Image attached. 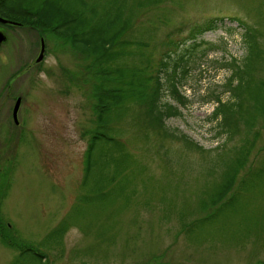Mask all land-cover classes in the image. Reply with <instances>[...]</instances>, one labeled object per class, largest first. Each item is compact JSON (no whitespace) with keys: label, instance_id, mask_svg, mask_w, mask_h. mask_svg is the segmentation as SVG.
I'll list each match as a JSON object with an SVG mask.
<instances>
[{"label":"rangeland","instance_id":"374dc122","mask_svg":"<svg viewBox=\"0 0 264 264\" xmlns=\"http://www.w3.org/2000/svg\"><path fill=\"white\" fill-rule=\"evenodd\" d=\"M146 1L134 2L130 39L147 40L153 26L156 41L183 24L187 35L194 22L225 18L186 62L180 92L187 105L170 93L164 98L182 111L166 125L207 151L163 137L133 107L114 128L130 155L123 171L114 176L107 164L84 184L97 117L94 57L52 31L9 27L0 46V224L8 221L15 235L39 245L50 264H264V124L231 193L213 206L226 159H235L246 132L226 143L214 138L209 118L216 102L205 101L226 90L231 71L223 64L247 55L243 28L230 17L261 30L264 49V0ZM42 38L45 56L36 63ZM17 96L19 125L12 117ZM8 245L0 237V264H25Z\"/></svg>","mask_w":264,"mask_h":264},{"label":"trees","instance_id":"16d2710c","mask_svg":"<svg viewBox=\"0 0 264 264\" xmlns=\"http://www.w3.org/2000/svg\"><path fill=\"white\" fill-rule=\"evenodd\" d=\"M163 1L147 0L145 3L159 5ZM134 2L107 0L104 4L93 5L89 0H0L3 12L0 15L21 23L3 24L6 30L14 26H33L40 32L52 31L70 41L75 49L94 57L92 69L98 76L97 83L93 84L97 117L94 130L89 132L84 184L101 173L107 164L114 166V176L123 171L130 155L114 128L133 107L141 108L151 128L163 137L181 141L190 150L207 151L188 134L178 133L166 125L168 118L179 116L182 111L179 104L174 105L164 98L170 93L180 104L187 105L188 96L180 92L181 78L188 72L186 62L198 47L206 44L201 37L220 28L225 18L218 16L194 22L187 35L182 34L185 24L177 26L157 41L154 36L158 27L153 26L147 33V40H133L127 33L133 23ZM229 19L243 28L247 55L242 61L232 57L223 64L231 71L224 85L226 90L211 94L205 101L216 102L209 118L214 123V138L225 139L226 143L245 132L246 135L235 149V159H226L223 181L210 197L213 206L219 205L231 193L256 146L260 133L257 129L264 124V77L258 78L259 71L264 68L263 34L239 17ZM225 93L228 94L224 98ZM2 197L3 193H0V203ZM2 216L0 211V222ZM4 224L6 227L0 224V237L4 244L17 246L19 259L16 263L23 260L25 264H50L39 245L15 235L8 221Z\"/></svg>","mask_w":264,"mask_h":264},{"label":"water","instance_id":"95a60500","mask_svg":"<svg viewBox=\"0 0 264 264\" xmlns=\"http://www.w3.org/2000/svg\"><path fill=\"white\" fill-rule=\"evenodd\" d=\"M0 23L1 24H15V25H20L21 24L18 21L3 17L1 15H0ZM7 41H8L7 34L2 29H0V46L2 44H4L5 42H7ZM45 50H46V43H45L44 38H42L41 39V50H40L39 56L36 59V63H40L44 59ZM21 103H22V98L18 97V99L16 100V103L14 105V108H13V117H14V119H15V121L17 123L19 122L18 121V112H19Z\"/></svg>","mask_w":264,"mask_h":264},{"label":"flooded vegetation","instance_id":"af4514ba","mask_svg":"<svg viewBox=\"0 0 264 264\" xmlns=\"http://www.w3.org/2000/svg\"><path fill=\"white\" fill-rule=\"evenodd\" d=\"M0 29H2V30L7 34V30H6V28H5L4 25H0ZM1 94H3V93H1ZM3 95H5V96L7 97L8 94H3ZM12 96L14 97V95H12ZM12 96H11V97H12ZM18 97H19V96L15 97L14 100H17ZM7 100H9V99L7 98ZM15 102H16V101H15ZM14 105H15V104H14ZM19 112H20V110H19ZM19 112H18V120H19ZM12 117H13V111H12ZM13 119H14V118H13ZM14 122H15V119H14ZM15 124L19 125V124L16 123V122H15Z\"/></svg>","mask_w":264,"mask_h":264}]
</instances>
